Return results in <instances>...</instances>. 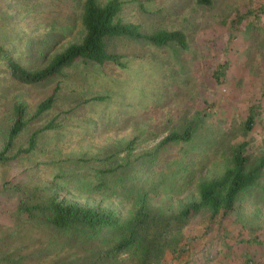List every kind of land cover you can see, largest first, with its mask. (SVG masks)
Wrapping results in <instances>:
<instances>
[{
  "label": "rangeland",
  "instance_id": "374dc122",
  "mask_svg": "<svg viewBox=\"0 0 264 264\" xmlns=\"http://www.w3.org/2000/svg\"><path fill=\"white\" fill-rule=\"evenodd\" d=\"M121 1L119 18L137 26L132 34L181 31L187 48L152 45L145 37L110 38L105 49L119 64L77 61L39 85L13 81L0 61V150L13 106L22 103L31 115L60 87L54 106L27 125L13 151L50 121L57 128L39 135L32 153L0 165V264H86V252L70 248L68 237L47 221L54 196L113 209L120 217L146 196L177 213L196 199L200 180L231 166L234 147L244 146L251 162L264 157V0H214L208 7L197 0ZM83 2L0 0V46L25 68L46 66L81 41ZM226 59L229 69L219 85L211 67ZM250 109L258 118L247 129ZM185 130L192 134L188 142L159 145ZM263 189L264 181L257 191ZM246 212L217 218L251 220L253 210ZM219 219L207 225L205 212L194 214L183 229L186 243L200 246Z\"/></svg>",
  "mask_w": 264,
  "mask_h": 264
},
{
  "label": "trees",
  "instance_id": "16d2710c",
  "mask_svg": "<svg viewBox=\"0 0 264 264\" xmlns=\"http://www.w3.org/2000/svg\"><path fill=\"white\" fill-rule=\"evenodd\" d=\"M213 1L197 0V4L208 7ZM122 4L121 0H108L104 4H100L98 0H84L81 14L84 35L81 41L71 43L42 68L31 70L23 67L0 46V61L3 62L6 73L21 85H39L60 77L64 70L77 61L84 64H104L109 61L117 65L119 64L117 57L105 49V42L110 38L145 37L152 45L165 46L176 43L184 50L187 48L186 37L181 31L162 30L153 34H132L131 29L137 30V26L125 24L120 20ZM249 16L251 15L242 16L240 21L243 22ZM249 24L251 27L256 26L253 23ZM211 69L213 80L220 85L227 75L229 62L226 59ZM59 88L58 85L55 86L31 115L24 104L18 103L13 106L12 123L0 150V165L9 164L22 154L32 153L39 135L57 128L54 122L50 121L29 135L25 147L13 151L15 141L27 125L39 119L54 106ZM103 99L104 97H93L89 100ZM256 115V109H250L245 120L247 129H251L256 122L258 118ZM191 136L189 130L171 133L162 139L159 145L188 142ZM243 147L238 145L232 149L231 166L221 174L200 180L197 183L196 199L185 203L177 213L155 205V202L146 196L140 199L137 208L126 217H120L113 209L67 204L54 196L47 208V221L58 232L68 237L70 248H76L80 253L86 252V256L82 258L86 264H172L174 257L187 251L189 243L185 241L183 229L194 214L205 212L208 225L220 214L223 218L238 210L242 214H248L245 210L248 206L264 207L262 196L264 193L261 192H264V189L257 191L260 183L264 181V157L258 159V162H251L250 157L244 154ZM263 213L264 209L260 213V218H263ZM251 215L252 221L249 217L244 218H247L250 228L253 229L259 219L257 213ZM221 224H218V230ZM220 232L221 230L218 233ZM109 236L112 239H109ZM93 242H99L101 247L93 245ZM74 243H77V246ZM119 256H128V261L120 262Z\"/></svg>",
  "mask_w": 264,
  "mask_h": 264
},
{
  "label": "crops",
  "instance_id": "0c3cea01",
  "mask_svg": "<svg viewBox=\"0 0 264 264\" xmlns=\"http://www.w3.org/2000/svg\"><path fill=\"white\" fill-rule=\"evenodd\" d=\"M246 209L258 214L253 229L244 218L239 222L216 218L221 221L218 224H224L220 225L221 232L217 233L216 224L214 235L201 237L200 246L190 244L187 251L173 258L172 264H264V219L260 218L264 207L254 205Z\"/></svg>",
  "mask_w": 264,
  "mask_h": 264
}]
</instances>
